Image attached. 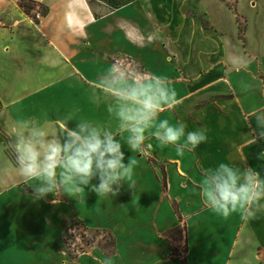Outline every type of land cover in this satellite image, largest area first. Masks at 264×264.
Returning a JSON list of instances; mask_svg holds the SVG:
<instances>
[{
  "label": "crops",
  "instance_id": "1",
  "mask_svg": "<svg viewBox=\"0 0 264 264\" xmlns=\"http://www.w3.org/2000/svg\"><path fill=\"white\" fill-rule=\"evenodd\" d=\"M188 1L26 0L47 10L36 21L21 0H0V264H57L59 244V264H264V209L225 219L201 194L207 170L221 162L264 175V139L254 131V114L264 111V42H246L247 24L239 37L230 0L216 1L232 14L238 46ZM113 63L123 64L130 83L136 72L163 75L177 94L145 131L139 153L127 147L120 102L98 86L114 78ZM162 119L205 129L208 139L178 156L152 134ZM79 123L115 134L124 163L137 161L134 188L124 183L115 197L86 188L35 199L40 182L20 176L15 137L44 129L63 140L61 125ZM77 221L110 234L114 255L96 245L70 259L62 240Z\"/></svg>",
  "mask_w": 264,
  "mask_h": 264
},
{
  "label": "clouds",
  "instance_id": "2",
  "mask_svg": "<svg viewBox=\"0 0 264 264\" xmlns=\"http://www.w3.org/2000/svg\"><path fill=\"white\" fill-rule=\"evenodd\" d=\"M109 75L114 78L98 86L120 102L118 115L124 122L121 128L130 133L127 147L139 153L146 138L145 131L165 107L172 108L177 103L176 91L165 76L155 73L136 72L130 83L129 72L122 63H113ZM254 115V131L264 139V111ZM186 129V124L162 119L158 130L152 134L162 147L175 146L180 156L185 149H195L208 139L205 129ZM48 135L44 129H33L27 136L15 137L14 151L20 176L27 182H40L33 185L35 199L61 190L75 197L86 188L99 198L115 197L124 183L134 188L137 161L129 158L128 163H124L122 144L112 132L79 123L75 129L61 125L63 140L48 139ZM260 157L264 158V152ZM97 176L98 185L92 183ZM201 194L210 211L217 216L226 219L239 213L251 218L264 209V175L252 167L241 170L221 162L207 170Z\"/></svg>",
  "mask_w": 264,
  "mask_h": 264
},
{
  "label": "rangeland",
  "instance_id": "3",
  "mask_svg": "<svg viewBox=\"0 0 264 264\" xmlns=\"http://www.w3.org/2000/svg\"><path fill=\"white\" fill-rule=\"evenodd\" d=\"M237 2L238 0H230L229 7L237 10L238 16L236 20L240 23L239 37L242 39L243 31L247 24L248 36L246 42H264V32L261 31L263 28L261 30L258 29V27L264 25V0H239L238 6ZM251 3H255L256 7H252ZM187 4L201 12H206L210 22H214L219 29L225 33V37L230 41L229 45L237 44L236 46H238V42H236L237 28L235 27L234 19H232V14L225 17L223 14L224 12L221 10L223 7L221 8L216 0H189ZM59 118H62V116ZM11 157L15 160V155H11ZM71 224H73L72 228L69 227ZM103 234L104 233L100 231L95 232L84 229L82 224L78 221L70 222L62 240L64 251L67 254L78 257L80 253L96 245H100L104 248L107 246V241L109 240L107 236ZM61 248L59 244V247L54 253V256L56 255L59 259V261L56 259L57 264H59L62 259L63 254L61 253Z\"/></svg>",
  "mask_w": 264,
  "mask_h": 264
},
{
  "label": "trees",
  "instance_id": "4",
  "mask_svg": "<svg viewBox=\"0 0 264 264\" xmlns=\"http://www.w3.org/2000/svg\"><path fill=\"white\" fill-rule=\"evenodd\" d=\"M25 1L26 0H21L20 6L25 10L26 14L29 15L30 14V12H29L30 7L26 6L23 3ZM46 12H47L46 8H42V15L43 16L46 15ZM238 26H239V30H240V23L239 22H238ZM149 162H151V160H149ZM162 187H163L164 190L166 189V176L164 174V171H162ZM173 208H174V211L177 213L176 207L173 206ZM69 227L72 228L73 224H71ZM103 233L105 234V236H107L109 241H107V246L102 248V250L104 251L105 256L109 258V257L113 256L114 253H115V249H114L115 242H114L113 237L110 234H108L107 232H103ZM69 258L70 259H75L76 257L71 255V254H69ZM182 264H185L184 261H182Z\"/></svg>",
  "mask_w": 264,
  "mask_h": 264
},
{
  "label": "built area",
  "instance_id": "5",
  "mask_svg": "<svg viewBox=\"0 0 264 264\" xmlns=\"http://www.w3.org/2000/svg\"><path fill=\"white\" fill-rule=\"evenodd\" d=\"M26 6H29V11L32 13V17L36 21H40L43 17L41 7L38 4H34L32 2H23ZM128 65L130 62H126Z\"/></svg>",
  "mask_w": 264,
  "mask_h": 264
}]
</instances>
